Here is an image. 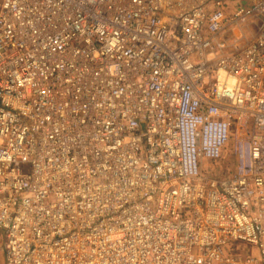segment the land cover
<instances>
[{
  "label": "built area",
  "instance_id": "1",
  "mask_svg": "<svg viewBox=\"0 0 264 264\" xmlns=\"http://www.w3.org/2000/svg\"><path fill=\"white\" fill-rule=\"evenodd\" d=\"M0 234L5 264H264V0H0Z\"/></svg>",
  "mask_w": 264,
  "mask_h": 264
},
{
  "label": "rangeland",
  "instance_id": "2",
  "mask_svg": "<svg viewBox=\"0 0 264 264\" xmlns=\"http://www.w3.org/2000/svg\"><path fill=\"white\" fill-rule=\"evenodd\" d=\"M28 169V168H27ZM233 169V159L230 155L225 156V158L218 164L217 166H214V173H217L218 176H223L225 173H230ZM2 251H1V241H0V264H3L2 262Z\"/></svg>",
  "mask_w": 264,
  "mask_h": 264
},
{
  "label": "crops",
  "instance_id": "3",
  "mask_svg": "<svg viewBox=\"0 0 264 264\" xmlns=\"http://www.w3.org/2000/svg\"><path fill=\"white\" fill-rule=\"evenodd\" d=\"M0 241H1V251H2V262H3V264H5V261H4V254H3V240H2V236H1V234H0Z\"/></svg>",
  "mask_w": 264,
  "mask_h": 264
}]
</instances>
